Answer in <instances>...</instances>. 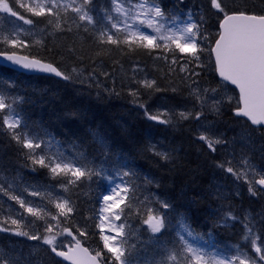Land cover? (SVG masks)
Wrapping results in <instances>:
<instances>
[{
  "label": "trees",
  "instance_id": "16d2710c",
  "mask_svg": "<svg viewBox=\"0 0 264 264\" xmlns=\"http://www.w3.org/2000/svg\"><path fill=\"white\" fill-rule=\"evenodd\" d=\"M7 2L25 18L33 20V27L40 24L45 28L49 36L26 39V49L13 48L0 38V51L30 53L33 57L55 64L68 79L61 81L44 76H25L0 66V96L5 100L7 96L14 97L21 120L16 130L8 129L3 125L5 116L0 109V264H65L51 253L52 246L43 243L46 236L53 235L57 237L56 246L69 243L63 233L65 227L94 254L101 250L103 242L98 227V206L110 181L116 177L130 189L131 199L126 200L122 211L118 210L122 217L119 222L125 225L127 239L125 237L123 245L130 264H190L191 253L186 251L189 241L197 240L209 250L221 253L240 242L244 235L242 222L226 223V216L231 211L236 216L249 211L253 219L258 220L257 215L264 213V193L254 189L253 195L247 183L245 191L235 192L232 183L236 185V178L226 169V166H231L232 159L226 162L228 156L211 151L206 141L199 140L202 132L195 130L191 124V120L198 121L196 113L205 109L200 105L195 107L193 86L219 84L209 52L217 36V20L222 13L216 9L212 11L211 0H178L167 9L169 15L178 14L185 11V2L200 32L206 37L202 41L204 51L200 60L191 63H188L191 60L188 54H180L178 50L165 52L163 44L152 51L135 46L130 51L127 45L101 43V28L96 24L85 26L76 20L74 25L72 19L75 16L67 10H55L57 15L54 16L36 17L21 7L22 4L31 6L27 1ZM219 2L228 12L264 13V0ZM105 3L106 0H90L89 10L99 13L106 9ZM197 7L201 15L194 16ZM173 55L176 63H172ZM181 65L185 67L183 72L180 71ZM73 70L79 75L75 77ZM193 72L198 75L193 76ZM138 77L141 81H154V88L142 86ZM118 78L125 79V83ZM59 91L62 93L57 94ZM132 92L138 95L134 96ZM191 100L195 102L190 104ZM150 102L154 107L149 105ZM148 111L154 115L167 112L163 118L169 124L152 121L148 118L151 115ZM232 111L233 108L227 106L220 120L203 114L207 121L217 125L214 127L217 134L223 135L231 130L221 125L223 122L230 126L235 125V120L242 121L250 131L263 132L234 117ZM180 112L190 114V118H174L173 115ZM168 113L173 116L172 121L167 118ZM17 136L19 142L14 138ZM25 138L41 143V149H24ZM41 155L52 160L62 155L64 162H75L76 166L90 169L93 173L102 169L103 179L86 175L79 182L68 184L69 179H75L70 174L53 177L48 168L33 164L31 157L38 159ZM220 160L222 165L218 166ZM124 172L130 175L124 178ZM12 197L23 200L25 207L21 208L19 201ZM243 197L248 200L243 201ZM62 199H67L74 208V212L66 217L58 216L55 209V203ZM250 199L254 202L253 208L247 205ZM165 202L170 205L166 210L163 209ZM27 207L37 209L39 214H29ZM146 208L155 209L153 214L165 219V228L160 233H151L150 228L143 224V220L147 219ZM53 216L57 219L53 220ZM13 219L18 223L12 224ZM49 224L52 225V232L47 231ZM256 229L264 232V219L257 223ZM19 232H25L27 236L17 235ZM30 236H37L38 239L31 240Z\"/></svg>",
  "mask_w": 264,
  "mask_h": 264
},
{
  "label": "snow or ice",
  "instance_id": "6c2138e0",
  "mask_svg": "<svg viewBox=\"0 0 264 264\" xmlns=\"http://www.w3.org/2000/svg\"><path fill=\"white\" fill-rule=\"evenodd\" d=\"M116 0H113L115 3ZM90 0H84V4L87 5ZM33 16L41 17L45 15H57L54 11L59 5L55 0H48L45 4L44 0L36 7L21 5ZM211 7L216 9L219 13L223 14V19L219 22L218 39L215 40V47L211 48V52L215 55V70L219 77L234 85L239 90L240 105L234 112L237 116L247 117L252 125L264 124V14H255L247 11H233L229 13L222 6L219 0H211ZM136 11L125 10L120 5L116 6V11L122 13L123 19L120 21L113 20L112 17H108V21L111 23V29L115 30L111 32L107 27L99 34L101 43H107L110 45L120 46L121 44L127 45L129 50H133V46L143 48L149 51L159 49L162 47L161 41H163V48L165 52L172 53L174 50H178L180 54H188L191 60L188 63L199 61L201 53L204 51L202 47V41L206 39L202 34L198 36L200 32L198 24L192 22L189 19L180 20L176 17H166L164 11L156 3V0H141L137 5H134ZM76 12H82L79 16L81 21H87L88 23H95L92 16L81 8L75 9ZM0 12L10 13L13 17H18L19 20L24 21L25 24L31 25L33 21L31 19H25L23 16H19L16 11L10 7L7 0H0ZM150 29L151 31H144L142 27ZM57 27H59L57 25ZM123 39H120V37ZM106 37V40H105ZM4 43L12 46L16 49H26L28 47L27 42L19 37L7 38L5 37ZM174 45V49L172 46ZM0 58H3L6 62H10L13 66L20 67L22 70L40 71L43 73L55 74L57 77L63 76L56 66L52 63L43 62L41 59L27 55H19L13 51L11 54L6 52H0ZM176 57L173 55L172 63H176ZM180 71H185L184 65H181ZM193 76L198 75L192 73ZM68 79L67 76L63 77ZM141 85L147 88H153L154 81H140ZM206 92L212 90H205ZM132 95H138L136 92H132ZM193 94L199 98V91L193 88ZM200 103L203 106V100L200 99ZM219 101L214 100L213 110L218 111ZM6 104L3 96H0V109H5ZM161 115H149L148 118L152 121H158L161 123H168V121L161 120ZM203 112L196 113V120H200L203 117ZM179 116L183 119H189L190 114L180 112ZM12 118L4 117L3 125L8 129L16 130L21 121L15 119V122H10ZM19 142V137H14ZM199 140L206 141L208 148L215 152V145L221 143L220 140L210 141L205 135H200ZM50 143V142H49ZM103 143V141H101ZM41 143H35L32 139L25 138L23 140V148L28 150L41 149ZM167 159V156H164ZM34 165H39L41 168H48L53 177L63 175H69L75 179H69L68 184L79 182L81 178L86 175L91 177L93 175L103 179V170H98L93 173L90 169L86 170L82 167L76 166L75 162H64L61 155L56 160L46 158L41 155L38 159L35 156L31 157ZM47 160V162H46ZM34 171V169H33ZM228 173H233L231 167L227 168ZM130 175L129 172H124L123 177L127 178ZM239 179V177H237ZM249 187V192L255 195L254 188ZM256 185L264 186V177L255 181ZM109 194H102V203L104 207L101 209L103 213L100 216L102 222L108 221L111 218L114 221H121V215L117 214V210H123L122 206H125L126 200H130V189L124 185L123 180L121 185L109 188ZM264 191V187L261 188ZM35 195V193H33ZM14 200H18L20 207L24 208L23 200L18 197H12ZM170 205L166 202L163 203V209H168ZM55 209L58 212V216L66 217L74 212V208L70 205L67 199L58 200L55 203ZM147 219L143 220V224L150 228L151 233L158 234L165 228V219L161 216L154 215L155 209L146 208ZM26 211L33 216H37L38 210L33 207H27ZM106 214V215H104ZM53 220L57 219V216L52 217ZM12 224H17L18 221L13 219ZM101 233L105 232L104 224L98 225ZM125 225L111 224L108 231L114 233L113 235L102 234L100 239L103 242V248L95 252V255L89 253L87 248L81 246L79 239L73 236L72 231L65 227L63 233L67 236H71L75 241L73 245L68 248V251L58 250L56 246V236H46L43 243L52 246L51 251L57 256L63 257L66 260L72 261V264H130V260L126 256L127 250L122 246L124 240L122 239ZM184 230H187L186 228ZM48 232H52V225L49 224L47 228ZM17 235L27 236L25 232L16 233ZM59 235V234H57ZM84 235V233H81ZM189 235L191 233L189 232ZM31 240H37V236L28 237ZM118 238H121L118 240ZM255 247V243H254ZM186 251L191 253L190 264H202L205 261L207 255L201 249H197L186 245ZM255 251L260 254L261 248L256 247ZM233 260L236 257L232 258ZM260 259L264 260V255H260ZM207 264H225V260L217 259L212 256L207 261ZM230 264V262H229ZM239 264H249L248 260L240 259ZM255 264V261H252Z\"/></svg>",
  "mask_w": 264,
  "mask_h": 264
},
{
  "label": "rangeland",
  "instance_id": "374dc122",
  "mask_svg": "<svg viewBox=\"0 0 264 264\" xmlns=\"http://www.w3.org/2000/svg\"><path fill=\"white\" fill-rule=\"evenodd\" d=\"M23 1H27L29 4H31L32 7H36L38 4L41 3V0H23ZM83 1L84 0H55L56 4L63 9L65 8L82 9ZM108 2H110L109 7L99 16L100 17L99 25H101L103 28L105 27L111 28V23L108 21L109 16L112 17L113 20L115 21H120L123 19L122 13H118L116 11L117 5H120L125 10L136 11L137 9L134 8V5L139 4L141 0H116L115 3H113V0H108ZM44 3L47 4L48 0H44ZM70 11L76 17H79L78 15L75 14L74 10H70ZM172 17H176L180 20L189 19L183 14ZM74 25H76L75 21H74ZM141 27L142 30L144 31H149V32L151 31L150 29H147L143 26ZM0 29L2 30L1 38H4V36H7L8 38L19 37L20 39H23L25 41L27 38L36 37L38 35L39 36L49 35L46 32L45 28L41 27L40 24L37 26V28H33L32 26L25 24L23 21H20L16 17L11 16L10 13H3V12H0ZM31 40H35V39L32 38ZM160 43H164V42L161 41ZM118 81H123L125 83V79H121V80L118 79ZM107 82L110 83L109 81ZM193 88H196L199 91V98L203 100V106L205 107V109L202 110L201 112L205 114H210L213 117L215 116L216 118L219 119L224 114L223 112L226 110L227 106L230 105L233 108L237 105L236 95L227 86L219 85V86L211 87V86H205L204 84H197L193 86ZM193 88H192V95H193ZM206 89L207 90L214 89L215 92H211V91L206 92L205 91ZM195 97L198 100V102L197 100H195L196 101L195 107L200 105L201 106L200 108L203 109L200 103V99H198L196 95ZM13 100L14 97L7 96V100H5L6 107L5 109H2L5 117L12 118L10 122H15V119H17V115H16L17 107L15 106ZM214 100L219 101V104L217 106L218 111L213 110ZM189 102L190 104L194 103L192 102V100ZM149 105L153 106V103L150 102ZM148 113L151 112L148 111ZM161 113L163 114L161 115V120H165L163 117H165V114L167 113L164 114L163 111ZM151 115L154 114L151 113ZM167 117H169L170 120L173 119L170 114L167 115ZM179 117H180L179 113H175L174 118H178L179 120ZM191 121H192L191 124L195 127V130L202 132V134L205 135L207 138L209 136L210 141H215V140L221 141L220 144L215 145V149L216 151L219 152L220 155H222L223 153L227 154V155L225 154L222 155V156H228L226 158V162H229L232 159V161H230L231 166H226V167L227 168L231 167L234 170L233 173L231 174L236 178L235 179L236 185L232 183L235 192L245 191L244 190L245 183L251 182V184H253L254 177L258 175L259 178L264 177V162H263L264 157L261 154L262 152H264L263 151L264 143L261 141V139L264 138V132L259 133L256 131H250L242 121L239 122L235 120L236 123L233 126L232 125L228 126L226 122L225 123L223 122L221 125H224V127H229V128L231 127L230 128L231 130H229L227 133L223 135L222 134L219 135L214 130V127L217 125H215V123L210 122V120L207 121L206 116L198 120L197 123L195 122V120H191ZM237 177H239V179ZM116 185H121V181L117 177L112 181H110L108 189L115 187ZM104 194H109V193L108 191H106ZM103 207L104 204L102 203V198H101V205H100L98 217H99V225L103 223L105 227V232L102 234L113 235L114 233L108 231V229L110 228L111 224L113 223L116 224V221L112 220L111 218H109V220L105 222H102L100 220V216L103 214L101 212V209ZM257 217L258 220L253 219V215L249 211H244L243 214L240 216L233 215V212L227 214L225 220L226 223L228 221L229 223H232L237 220H240L242 222V225L244 226V235L240 242L228 247L226 252L221 253L218 251H211L209 250V248H207L205 245H202L197 240L194 242L189 241L188 246L201 249L204 253L207 254L205 256V261H203L202 264H207V261L212 256H215L217 259L225 260V264H229V262L230 264H239L240 259L248 260L249 264H252V261H255V264H264V260L260 259V255H264V232L260 233V231H257L256 229L257 223L260 220L264 219V213H261V215H257ZM254 243H255V247H254ZM256 247L261 248L262 251L260 254H258L255 251ZM233 257H236V259L233 260L232 259Z\"/></svg>",
  "mask_w": 264,
  "mask_h": 264
},
{
  "label": "bare ground",
  "instance_id": "6f19581e",
  "mask_svg": "<svg viewBox=\"0 0 264 264\" xmlns=\"http://www.w3.org/2000/svg\"><path fill=\"white\" fill-rule=\"evenodd\" d=\"M188 1V0H187ZM204 1V0H203ZM177 2V1H176ZM201 2V1H200ZM80 3V2H79ZM106 3H107V7H106V9H104V10H102L101 12H97V11H95L94 9H92V11H90L89 10V5L87 4V5H85L84 4V1H83V6H82V9L84 10V11H87L88 12V14L90 15V16H92V18H93V20H94V22L95 23H87L86 21H81L80 19H79V17H76L75 16V18H73V20H76V21H81L85 26H93V25H97L98 26V28L100 29L101 28V30H103V27L101 26V25H99V19H100V15L104 12V11H106L107 10V8L109 7V5H110V2H108V0H106ZM106 3H105V5H106ZM191 3H193V2H191ZM191 3L189 4V5H191ZM196 3V2H195ZM94 4V3H93ZM92 4V5H93ZM97 4V3H96ZM210 4H211V2H210ZM182 5V4H181ZM98 6V5H97ZM104 6V5H103ZM250 6V5H249ZM183 7H184V10L185 11H182V12H180V13H178V14H174V15H170V16H178V15H182V14H184V13H186V12H191V10H187V6H186V4H185V2H184V5H183ZM200 7V6H199ZM194 8V7H193ZM57 10L58 11H60V10H64L63 8H61V7H59V8H57ZM201 10V9H200ZM215 11V9H213L212 8V11ZM18 11V10H17ZM65 11V10H64ZM19 12V11H18ZM233 12V11H232ZM200 14L201 15V12L199 11V8L197 7V8H195V14H194V16L196 15V14ZM81 14H83L82 12H80V14L78 15V16H80ZM63 15V14H62ZM23 16V15H22ZM32 16V15H31ZM63 17V16H62ZM61 17V18H62ZM74 17V16H73ZM30 19V18H29ZM221 19H223V14H221V16H219L218 17V20H217V26H216V34L218 35V33H219V22H220V20ZM45 20V19H44ZM59 20V19H58ZM194 21H195V23H196V19H193ZM33 21V20H32ZM52 21V20H51ZM50 21V22H51ZM61 22V21H60ZM52 23V22H51ZM58 23V22H57ZM65 23V22H64ZM67 24V23H66ZM212 24V23H211ZM36 25V24H35ZM60 25V24H59ZM78 25V24H77ZM52 26V25H51ZM54 26V25H53ZM81 26V25H80ZM207 26H208V24H207ZM63 27V26H62ZM96 27V26H95ZM211 27V26H210ZM209 27V28H210ZM37 28V27H36ZM74 29V28H73ZM111 32H114L115 30H113V29H111L110 27L108 28ZM71 30V29H70ZM1 29H0V35H1ZM83 32V31H82ZM201 33H202V35H203V32H200V35H201ZM6 34V33H5ZM63 35V34H62ZM49 36V35H48ZM204 36V35H203ZM5 37H7V36H4V38H2V40L3 39H5ZM54 37V36H53ZM1 38V37H0ZM8 38V37H7ZM11 38V37H10ZM35 38V37H34ZM28 39V38H27ZM4 41V40H3ZM53 41V40H52ZM48 43V42H47ZM44 44V43H43ZM43 48V47H42ZM0 52H6V53H8V54H11V52H13V51H0ZM18 54H20V55H26V54H23V53H20V52H17ZM209 54H210V56H211V60L213 59V56H212V53L211 52H209ZM48 55H49V53H48ZM54 55V54H53ZM52 57V56H51ZM59 57V56H58ZM67 58V57H66ZM43 62H46V63H51V62H49V61H46V60H43V59H41ZM49 60V59H48ZM67 60V59H66ZM97 60V59H96ZM101 61V60H100ZM53 64V63H52ZM83 64V63H82ZM54 66H56L55 64H53ZM75 65V64H74ZM86 65V64H85ZM0 66L1 67H4V68H7L8 69V67H6L5 65H3L2 63H0ZM101 66V65H100ZM104 66V65H103ZM57 67V66H56ZM58 68V67H57ZM90 68V67H89ZM97 69V68H96ZM58 70L63 74V76H61V77H57V76H55V75H48V74H37V73H32V74H29V73H23V75H25V76H37V77H42V76H44V77H51V78H54V79H57V80H61V81H65V80H67V79H64L63 77L64 76H66L59 68H58ZM91 70V69H90ZM103 70V69H102ZM130 70V69H129ZM12 71H14V72H17L18 74H22V73H20V72H18L17 70H12ZM65 71V70H64ZM76 71V70H75ZM92 71V70H91ZM132 71V70H131ZM69 73V72H68ZM83 73V72H82ZM89 73V72H88ZM136 73V72H135ZM72 74L73 75H75V77L76 76H78L79 75V73H77V75L74 73V70L72 71ZM141 74V73H140ZM143 74V73H142ZM148 74V73H147ZM134 75V74H133ZM149 75V74H148ZM91 76H92V74H91ZM96 76V75H95ZM94 76V77H95ZM140 76H142V75H140ZM152 76V75H151ZM68 77V76H67ZM93 77V78H94ZM97 77V76H96ZM99 77V76H98ZM145 77V76H144ZM147 77V76H146ZM149 77V76H148ZM147 77V78H148ZM143 78V77H142ZM147 78H146V80H147ZM73 79V78H72ZM84 79V78H83ZM118 79H122V78H118ZM137 79V78H136ZM138 79H139V77H138ZM137 79V80H138ZM140 80V79H139ZM144 80V79H143ZM141 81V80H140ZM11 84H13L12 82H10ZM83 83V82H82ZM88 83H90V82H88ZM87 83V84H88ZM95 84V83H94ZM156 84V83H155ZM188 84V83H187ZM155 86V85H154ZM186 86V85H185ZM60 87H63V86H60ZM83 87V86H82ZM96 87V86H95ZM157 87V86H156ZM87 88V87H86ZM154 88V87H153ZM230 88V90L233 92V93H235V91H234V89L233 88H231V87H229ZM57 89V88H56ZM63 90L62 91H66L65 90V88H62ZM83 89V88H82ZM147 89V88H146ZM151 89V88H150ZM58 90H61L60 88L58 89ZM73 90V89H72ZM76 90V89H75ZM92 90V89H91ZM90 90V91H91ZM62 91H59V92H57V94L59 93V94H61L62 93ZM79 91V90H78ZM82 91V90H81ZM103 91V90H102ZM153 91V90H152ZM185 91V90H184ZM72 93H73V91H71ZM104 92V91H103ZM86 93V92H85ZM92 93V92H91ZM153 93V92H152ZM177 93V92H176ZM63 94H65V96L67 97L68 95H66L67 93H63ZM71 94V93H70ZM84 94V93H83ZM150 94H151V92H150ZM36 95V94H35ZM43 95V94H42ZM84 95H86V94H84ZM83 95V96H84ZM89 95V94H88ZM87 95V96H88ZM119 95V94H118ZM25 96V95H24ZM91 96V95H90ZM105 96V95H104ZM31 97V96H30ZM68 97H70V95L68 96ZM97 97H98V94H97ZM106 97V96H105ZM20 98V97H19ZM29 98V97H28ZM79 98V97H78ZM84 98H85V96H84ZM122 98H124V97H122ZM137 98V97H136ZM82 99V98H81ZM90 99V98H89ZM99 99V98H98ZM75 100V99H74ZM76 100H77V98H76ZM75 100V101H76ZM83 100V99H82ZM100 100V99H99ZM79 101V100H78ZM81 101V100H80ZM86 101H87V99H86ZM89 101V100H88ZM87 101V102H88ZM101 101V100H100ZM77 102V101H76ZM75 103V102H74ZM90 103H92V102H90ZM124 103H126V102H124ZM71 104V103H70ZM94 104V103H93ZM28 105V104H27ZM96 105V104H95ZM114 105V104H113ZM88 106V105H87ZM137 106V105H136ZM136 106H135V108H136ZM75 107V106H74ZM108 107V106H107ZM148 107V106H147ZM154 107V106H153ZM100 108H102V107H100ZM141 108V107H140ZM156 108V107H155ZM162 108V107H161ZM179 108V107H178ZM237 107H233V111H232V113H233V115H234V117H236V118H238V119H242V120H244L251 128H253V129H260V130H262L263 132H264V127H261V126H253L249 121H247V120H245L242 116H237L236 114H235V112H234V110L236 109ZM98 109V108H97ZM103 109V108H102ZM130 109V108H129ZM152 109V108H151ZM167 109V108H166ZM174 109V108H173ZM131 110V109H130ZM156 110V109H155ZM177 110V109H176ZM182 110V109H181ZM228 110V109H227ZM87 111V110H86ZM110 111V110H109ZM154 111V110H153ZM157 111V110H156ZM167 111V110H166ZM155 112V111H154ZM159 112V111H158ZM165 112V111H164ZM222 112V111H221ZM167 113V112H166ZM172 113V112H171ZM170 113V114H171ZM109 114V113H108ZM149 114V113H148ZM212 114V113H211ZM142 115V114H141ZM157 115V114H156ZM168 115H169V113H168ZM105 116V115H104ZM174 116V115H173ZM172 116V117H173ZM70 117V116H69ZM88 117V116H87ZM166 117V116H165ZM164 117V118H165ZM222 117V116H221ZM167 118H169V117H167ZM214 118V117H213ZM182 119V118H181ZM210 119V118H209ZM222 119V118H221ZM172 121V120H171ZM234 122V121H233ZM137 123V122H136ZM135 123V124H136ZM158 123V122H157ZM160 123V122H159ZM158 123V124H159ZM214 123V122H213ZM221 122H219V124H220ZM83 124H84V121H83ZM169 124V123H168ZM176 124V123H175ZM179 124V123H178ZM40 125V124H39ZM140 125H142V124H140ZM228 125V124H227ZM230 125H232V124H230ZM187 126V125H186ZM229 126V125H228ZM233 126V125H232ZM41 127V126H40ZM91 127V126H90ZM158 127V126H157ZM183 127V126H182ZM220 127V126H219ZM145 128V127H144ZM172 128V127H171ZM178 128V127H177ZM216 128V127H215ZM220 128H222V127H220ZM231 128V127H230ZM119 129V128H118ZM140 129V128H139ZM217 129H218V127H217ZM101 130V129H100ZM161 130V129H160ZM183 130V129H182ZM188 130V129H187ZM206 130V129H205ZM216 130V129H215ZM220 130V129H219ZM90 132V131H89ZM191 132V131H190ZM222 132V131H221ZM186 133V132H185ZM184 133V134H185ZM220 133V132H219ZM256 133V132H255ZM217 135V134H216ZM220 135V134H219ZM143 137V136H142ZM258 137V136H257ZM148 138V137H147ZM191 138V137H190ZM39 139V138H38ZM43 139H45V138H43ZM146 139V138H145ZM163 139V138H162ZM182 139V138H181ZM234 139V138H233ZM88 140V139H87ZM110 140V139H109ZM160 140V139H159ZM165 140V139H164ZM263 141V140H262ZM112 142V141H111ZM191 142V141H190ZM173 143V142H172ZM245 143V142H244ZM263 143H264V141H263ZM262 143V144H263ZM90 144V143H89ZM98 144V143H97ZM160 144H161V142H160ZM83 145V144H82ZM81 145V146H82ZM173 145V144H172ZM252 145V144H251ZM151 146V145H150ZM87 147V146H86ZM174 147V146H173ZM176 147V146H175ZM225 147V146H224ZM152 148V147H151ZM157 148H158V146H157ZM257 148V147H256ZM79 149H80V147H79ZM89 149V148H88ZM106 149H107V147H106ZM228 149V148H227ZM146 150V149H145ZM153 150V149H152ZM159 150V149H158ZM263 150V149H262ZM252 151V150H251ZM264 151V150H263ZM99 152V151H98ZM172 152V151H171ZM243 152V151H242ZM250 152V151H249ZM91 153V152H90ZM103 153V152H102ZM247 153V152H246ZM263 153V152H262ZM80 154V153H79ZM149 154V153H148ZM151 154V153H150ZM223 154H225V155H227L226 153H223ZM222 154V155H223ZM264 155V154H263ZM93 156V155H92ZM100 156V155H99ZM100 157H102V156H100ZM188 157V156H187ZM224 157H227V156H224ZM93 158V157H92ZM96 158H97V156H96ZM113 158H115L114 156H113ZM175 158V157H174ZM87 159V158H86ZM100 159V158H99ZM155 159V158H154ZM101 160V159H100ZM203 160V159H202ZM201 160V161H202ZM121 161V160H120ZM213 161H214V159H213ZM221 161V160H220ZM249 161V160H248ZM152 162V161H151ZM194 162V161H193ZM225 162V161H224ZM244 162V161H243ZM253 163V162H252ZM129 164V163H128ZM157 164V163H156ZM174 164V163H173ZM172 164V165H173ZM199 164V163H198ZM224 164V163H223ZM230 164V163H229ZM210 165V164H209ZM222 165V161H221V163H218V166H221ZM181 166V165H180ZM161 167V166H160ZM261 167V166H260ZM205 168V167H204ZM215 168V167H214ZM249 169V168H248ZM253 169V168H252ZM126 170V169H125ZM128 170V169H127ZM148 170V169H147ZM234 171V170H233ZM242 171V170H241ZM156 173V172H155ZM161 173V172H160ZM155 176V175H154ZM259 176V175H258ZM258 176H256V177H254L253 179H254V183L253 184H251V186L257 191V192H261V188L258 186V185H256L255 184V181L256 180H258ZM251 177V176H250ZM143 178V177H142ZM140 179V178H139ZM143 179H145V178H143ZM154 179V178H153ZM156 179V178H155ZM161 179V178H160ZM148 180V179H147ZM229 180V179H228ZM143 181V180H142ZM171 181V180H170ZM147 182V181H146ZM236 182V181H235ZM136 183V182H135ZM141 183V182H140ZM156 183V182H155ZM124 184L126 185V183L124 182ZM137 184V183H136ZM144 184V183H143ZM149 184V183H148ZM158 184H160V183H158ZM176 184V183H175ZM247 184L248 185H250V183L249 182H247ZM134 186H137V185H134ZM133 186V187H134ZM151 186V185H150ZM164 186V185H163ZM240 186V185H239ZM242 186V185H241ZM189 187V186H188ZM141 188V187H140ZM185 188V187H184ZM215 188V187H214ZM226 188V187H225ZM141 190V189H140ZM142 191V190H141ZM180 191V190H179ZM145 193V192H144ZM180 193V192H179ZM235 193V192H234ZM262 193H264V192H262ZM261 193V194H262ZM183 194V193H182ZM228 194V193H227ZM141 195V194H140ZM150 195V194H149ZM168 195V194H167ZM174 195V194H173ZM172 195V196H173ZM185 195V194H184ZM179 196V195H178ZM196 196V195H195ZM233 196V195H232ZM242 196V195H241ZM145 197V196H144ZM150 197H151V195H150ZM155 197H157V196H154V198ZM167 197H169V196H167ZM171 197V196H170ZM236 197V196H235ZM153 198V199H154ZM158 198V197H157ZM178 198V197H177ZM182 198H183V196H182ZM153 199H151V200H153ZM160 199V198H159ZM169 199V198H168ZM204 199V198H203ZM243 199V201H247L248 200V198L247 197H243L242 198ZM157 200V199H156ZM134 202V201H133ZM132 202V203H133ZM149 202V201H148ZM173 202H174V200H173ZM194 202V201H193ZM160 203H161V201H160ZM198 203V202H197ZM134 204V203H133ZM139 204V203H138ZM203 204V203H202ZM100 205H101V202L99 203V206H98V214H99V209H100ZM129 205L130 206H132V204H131V202H129ZM239 205V204H238ZM247 205H248V207L249 208H253V206H254V202L253 201H251V199H250V201H248L247 202ZM246 205V206H247ZM138 206V205H137ZM136 206V207H137ZM204 206V205H203ZM207 206V205H206ZM243 206H245V205H243ZM133 207V206H132ZM199 207H201V206H199ZM247 207V208H248ZM195 208V207H194ZM256 208V207H255ZM173 210V209H172ZM194 210V209H193ZM229 211V210H228ZM194 212H195V210H194ZM203 212V211H202ZM201 213V212H200ZM232 213V212H231ZM98 214H97V216H98ZM224 214V213H223ZM263 215V214H262ZM99 218V217H98ZM260 248V247H259ZM254 259V258H253ZM3 260V259H2ZM60 260V259H59ZM61 261V260H60Z\"/></svg>",
  "mask_w": 264,
  "mask_h": 264
},
{
  "label": "water",
  "instance_id": "95a60500",
  "mask_svg": "<svg viewBox=\"0 0 264 264\" xmlns=\"http://www.w3.org/2000/svg\"><path fill=\"white\" fill-rule=\"evenodd\" d=\"M213 47H215V44H214V46ZM20 55V54H19ZM212 56H213V59H214V61H215V55H214V53H212ZM0 63H2L3 65H5L6 67H8V68H10V69H14V70H17V71H19V72H24V73H29V74H32V73H37V74H48V75H55V74H49V73H43V72H40V71H29V70H22L20 67H17V66H13L10 62H6L3 58H0ZM216 74H217V77L220 79V80H222L220 77H219V75H218V73L216 72ZM223 81V80H222ZM225 82V81H224ZM226 83H228V82H226ZM229 84V83H228ZM231 85V84H230ZM232 87H234L237 91H238V93H239V90L234 86V85H231ZM241 106V105H240ZM243 117V116H242ZM244 119H246L247 121H249L250 123H251V121L247 118V117H243ZM252 124V123H251ZM253 126H261V127H264V124H261V125H253ZM260 188H262V187H264V186H260V185H258ZM74 236V235H73ZM69 238H70V240H71V245H73L74 243H75V241L72 239V237L71 236H68ZM77 239V238H76ZM71 245H67V246H65L64 247V249H62V251H68V248L71 246ZM81 246L83 247V248H86L85 246H83L82 245V243H81ZM60 250V249H59ZM52 252V251H51ZM53 253V252H52ZM89 253H91L90 251H89ZM58 259H60L61 261H63V262H65L66 264H72V261H70V260H66L65 258H63V257H60V256H57L55 253H53ZM92 254V253H91ZM93 255V254H92Z\"/></svg>",
  "mask_w": 264,
  "mask_h": 264
}]
</instances>
